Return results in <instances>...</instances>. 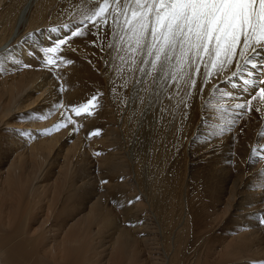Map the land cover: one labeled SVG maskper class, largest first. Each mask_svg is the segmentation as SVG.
I'll use <instances>...</instances> for the list:
<instances>
[{
	"label": "bare ground",
	"instance_id": "6f19581e",
	"mask_svg": "<svg viewBox=\"0 0 264 264\" xmlns=\"http://www.w3.org/2000/svg\"><path fill=\"white\" fill-rule=\"evenodd\" d=\"M91 3L0 0V264L252 261L264 253V99L252 104L259 112L228 124L235 104L255 95L243 83L254 77L227 71L195 99L184 95L187 120L178 100L160 105L163 116L138 120L139 100L125 108L113 87L123 82L114 48L109 71L93 34L46 51ZM97 92L101 107L77 117L72 108L84 113ZM64 114L78 131L65 123L48 135L13 136L21 125L51 128ZM219 218L232 220L226 232L237 230L206 246Z\"/></svg>",
	"mask_w": 264,
	"mask_h": 264
},
{
	"label": "snow or ice",
	"instance_id": "6c2138e0",
	"mask_svg": "<svg viewBox=\"0 0 264 264\" xmlns=\"http://www.w3.org/2000/svg\"><path fill=\"white\" fill-rule=\"evenodd\" d=\"M80 23L83 27L65 25L70 35L57 38L56 46L46 51L55 52L73 38L93 34L97 39L90 43L106 54L105 71H109L107 56L114 48L122 62L123 82L113 87L126 97L125 108L134 109L139 100L145 119L156 111L163 116L167 109L161 110L160 105L172 100L179 101L184 119H189L191 105L183 101V96L195 99L205 93V86L222 78L227 71H231L232 77H244L246 73L253 76V79L245 78L243 83L255 93L235 104L238 112L228 127L242 119L246 111L249 115L260 111L252 104L257 96L264 99V79H261L264 76V0H114L112 3L104 0L86 22ZM72 27L76 30L72 31ZM249 65L252 70L260 71H249ZM189 81L191 90L185 86ZM164 91L167 95L160 99ZM102 97L103 93H93L81 105L86 111L81 113L73 107V113L77 117L94 115L88 109L101 107ZM65 123L73 125V132L79 130L76 122L64 114L60 122L45 129L43 134ZM99 131L95 129L88 135H99ZM226 131L223 126L219 130L221 135ZM212 135L215 137L217 133ZM260 223L264 224V219Z\"/></svg>",
	"mask_w": 264,
	"mask_h": 264
},
{
	"label": "rangeland",
	"instance_id": "374dc122",
	"mask_svg": "<svg viewBox=\"0 0 264 264\" xmlns=\"http://www.w3.org/2000/svg\"><path fill=\"white\" fill-rule=\"evenodd\" d=\"M100 0H91V2L93 3V5H92V3H91V7H89L90 8V10L87 12V13H85V14H83L84 16L81 18V19H79L78 20V22H70L69 24H73V25H77V26H82L83 24L82 23H80L81 21H87V17L86 16H89V15H91L90 13H92V9H95V7H98L99 6V4L97 3V2H99ZM104 1V0H103ZM99 3H102V0L99 2ZM97 4V5H96ZM94 7V8H93ZM78 19V18H77ZM79 59V58H78ZM76 60V59H75ZM80 61H82V60H80ZM50 66V65H49ZM40 67V66H39ZM42 67H44V66H42ZM83 75V73H81V74H79V76H82ZM61 79H64V76H62V78ZM95 83L94 84H96L97 83V81L95 80L94 81ZM67 85H70V80H69V82H68V84ZM97 86V85H96ZM98 87V86H97ZM37 94H34V96H36ZM139 115L140 116H138V117H140L139 119H138V117H137V119L138 120H140L141 119V116H142V111H141V113H139ZM143 117V116H142ZM137 120V121H138ZM42 121H44V120H40V121H38V122H42ZM142 121V120H141ZM20 122V121H19ZM140 121H138V123H139ZM48 127H39V126H36V127H34V128H31V127H28V126H23V125H21V126H19V127H16V128H14L13 129V136L15 137V138H20V135H22V133H25V132H32V131H37V132H39V133H43V131L45 130V129H47ZM42 135H48V133L47 134H42ZM130 140V143H129V145H128V148H130V145L132 144V140H133V138L132 139H129ZM130 152H131V149H130ZM130 152H129V154H130ZM219 219H221V218H219ZM219 219H218V223H220V224H222V227H220L217 231H215V232H213L212 231V233L210 234V236H209V238H207V240H206V242H205V245L206 246H212V244L213 243H217L216 242V240L218 239L219 241L218 242H220V243H222V242H224V240L225 239H228V237H230V236H232V235H234L235 234V231L237 230V229H235L234 231H232V232H229V231H227L226 232V230H228V228H230L231 227V224L233 223L232 222V220L231 219H224V218H222L221 219V221H219ZM217 234H219L218 236H217ZM206 252V251H205ZM251 259H253L252 261H248L246 264H262V262H264V253H254L253 254V257H251ZM209 262H210V264H220V262H218V261H216L215 259H214V257H212L210 260H209Z\"/></svg>",
	"mask_w": 264,
	"mask_h": 264
}]
</instances>
